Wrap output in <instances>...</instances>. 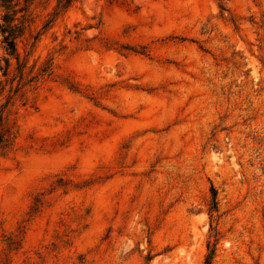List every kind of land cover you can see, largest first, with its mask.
Returning a JSON list of instances; mask_svg holds the SVG:
<instances>
[{
    "label": "rangeland",
    "instance_id": "obj_1",
    "mask_svg": "<svg viewBox=\"0 0 264 264\" xmlns=\"http://www.w3.org/2000/svg\"><path fill=\"white\" fill-rule=\"evenodd\" d=\"M22 26L0 264H264V0H32Z\"/></svg>",
    "mask_w": 264,
    "mask_h": 264
},
{
    "label": "trees",
    "instance_id": "obj_2",
    "mask_svg": "<svg viewBox=\"0 0 264 264\" xmlns=\"http://www.w3.org/2000/svg\"><path fill=\"white\" fill-rule=\"evenodd\" d=\"M31 1L32 0H22L23 4L20 7H17L18 2L16 0H0V5L5 10L1 16L2 23H0L2 43H4L5 50L10 55L16 54L15 38L22 33L24 14ZM17 14L20 15L17 16ZM209 257L210 256H207L205 264H209Z\"/></svg>",
    "mask_w": 264,
    "mask_h": 264
}]
</instances>
